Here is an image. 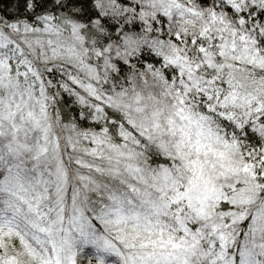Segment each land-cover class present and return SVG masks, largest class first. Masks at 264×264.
<instances>
[{"label": "snow or ice", "instance_id": "snow-or-ice-1", "mask_svg": "<svg viewBox=\"0 0 264 264\" xmlns=\"http://www.w3.org/2000/svg\"><path fill=\"white\" fill-rule=\"evenodd\" d=\"M0 264H264V0H0Z\"/></svg>", "mask_w": 264, "mask_h": 264}]
</instances>
